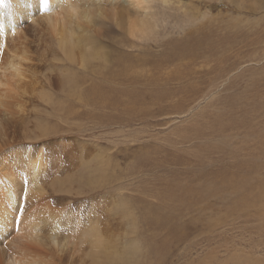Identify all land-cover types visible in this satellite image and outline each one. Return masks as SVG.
<instances>
[{
	"label": "rangeland",
	"instance_id": "1",
	"mask_svg": "<svg viewBox=\"0 0 264 264\" xmlns=\"http://www.w3.org/2000/svg\"><path fill=\"white\" fill-rule=\"evenodd\" d=\"M78 1L94 20L73 26L77 62L47 14L0 45L24 72L0 67V146L54 162L43 200L72 211L77 235L61 264H88L90 220L107 264H264V0H155L146 38L129 35L128 0Z\"/></svg>",
	"mask_w": 264,
	"mask_h": 264
},
{
	"label": "bare ground",
	"instance_id": "2",
	"mask_svg": "<svg viewBox=\"0 0 264 264\" xmlns=\"http://www.w3.org/2000/svg\"><path fill=\"white\" fill-rule=\"evenodd\" d=\"M154 1L128 0L127 3L131 5L129 6L131 10L127 9L125 15L129 16L126 23H128L130 36L146 38L158 32L157 19L154 18L153 20L149 15V13L152 14L151 10L148 9L150 8V2ZM162 1L168 3L169 0ZM119 2L121 1L115 3L117 7L121 5ZM80 6L82 4L78 0H49L48 4H44L43 0H7L5 5L0 6V45L5 44L3 39L5 35L11 36L14 32L17 33L19 25L35 13L47 14L48 25L54 33L59 35L63 58L70 63L77 62L73 56V49L77 45L73 26L74 24L92 23L94 20L92 8H79ZM181 54L184 56L192 55V50L191 48H184ZM86 61L82 60L81 64H85ZM2 64H5L4 68L10 71L9 79H21L24 72L21 63L16 61V56H11L3 61L0 55V67ZM123 71L126 72V70ZM125 74L128 75V73ZM4 86L6 85L0 80V90ZM18 86H20L19 83ZM4 90L14 91L12 87ZM1 92L4 94L3 90ZM1 92L0 105L2 102ZM90 93L94 94L96 98H100L103 97L101 95L104 92L95 86L88 94ZM46 96L49 99V95ZM13 97H16V95ZM134 97L139 99L135 95ZM16 99L18 98L16 97ZM7 109L6 107L5 110ZM6 142L7 144L0 146V152L4 153L0 157V264H61L76 250L77 241L75 238L77 235L72 211L59 212L57 209H53L55 206L51 207L52 204L49 203L51 201L43 200V196L49 193L44 187L46 179L43 178V174L45 172L46 176L50 177L48 174L49 165L54 166V162L47 164L48 158H46L44 149L40 146L26 154L19 140H16V143L19 142V144L13 147H11L13 138L12 141L8 138ZM67 152L70 153L71 150ZM7 157H9V160ZM30 178L33 180H30ZM59 180V177L53 179V181L58 182ZM34 181L36 183L33 186ZM62 190L57 189L56 191L61 192ZM260 191H264V183L261 184ZM46 197L48 198V196ZM27 202H30V204ZM42 207H46L47 210H44V208L41 210ZM65 228L70 231V234L63 232ZM78 240L80 243L88 244L86 246V249L89 248L86 252L89 257L88 264H107V262H111V255L105 252L104 248L106 238L97 220H90L83 227ZM114 257L113 259H115ZM245 259L248 260L249 258L245 257ZM79 264H86L85 259L80 258ZM232 264L262 263L237 259Z\"/></svg>",
	"mask_w": 264,
	"mask_h": 264
},
{
	"label": "snow or ice",
	"instance_id": "3",
	"mask_svg": "<svg viewBox=\"0 0 264 264\" xmlns=\"http://www.w3.org/2000/svg\"><path fill=\"white\" fill-rule=\"evenodd\" d=\"M49 0H43L44 4H48ZM7 3V0H0V6H3Z\"/></svg>",
	"mask_w": 264,
	"mask_h": 264
}]
</instances>
